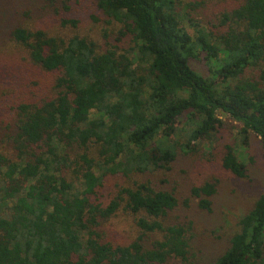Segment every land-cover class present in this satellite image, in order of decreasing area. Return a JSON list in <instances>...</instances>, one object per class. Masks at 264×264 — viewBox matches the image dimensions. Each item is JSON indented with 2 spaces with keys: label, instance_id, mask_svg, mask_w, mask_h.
Returning a JSON list of instances; mask_svg holds the SVG:
<instances>
[{
  "label": "trees",
  "instance_id": "1",
  "mask_svg": "<svg viewBox=\"0 0 264 264\" xmlns=\"http://www.w3.org/2000/svg\"><path fill=\"white\" fill-rule=\"evenodd\" d=\"M94 1L128 47L28 28L30 12L0 0V264H197L193 225L166 218L193 199L211 213L216 183L181 200L153 179L209 147L220 113L241 125L240 145L254 135L264 148V0H232L221 30L194 0ZM136 175L109 193L111 177ZM121 210L136 217L131 242L104 230ZM211 264H264V190Z\"/></svg>",
  "mask_w": 264,
  "mask_h": 264
},
{
  "label": "rangeland",
  "instance_id": "2",
  "mask_svg": "<svg viewBox=\"0 0 264 264\" xmlns=\"http://www.w3.org/2000/svg\"><path fill=\"white\" fill-rule=\"evenodd\" d=\"M197 7L194 15L204 25H215V30H221L218 26L225 11L228 10L232 0H194ZM9 4L21 9V15L30 12L22 19V25L31 29H43L51 35L64 37L80 35L88 37L106 48L108 43L112 47H128L129 38L119 40L113 35L120 25L110 22L98 9L94 0H70L69 10L53 0H8ZM72 19L77 21L75 26L63 25L62 20ZM189 32L194 34L193 28L186 24ZM9 55L15 54L16 48L10 45ZM222 124L215 135V141L209 147L200 145L198 153L179 154L171 171L159 172L154 183L168 190H175L181 200H184L189 189L193 185H201L207 181L216 183L217 192L214 195V204L211 213L198 211L197 200L190 201L188 206H181L170 214L166 221L191 223L193 225L192 247L197 264H211L221 249H223L230 236L238 230L239 218L246 213L255 203L264 190V148L258 138L250 136L248 142L240 145L238 132L240 124L233 121L228 115L220 113ZM227 145H236V151L246 164V172L243 177L233 174L222 164L223 155ZM127 180L117 176L108 180L109 193L116 183L132 184L133 181H145L141 175ZM136 217L130 212L121 210L104 230L111 236L121 241L131 242L136 239L140 231L136 225ZM151 240V239H147Z\"/></svg>",
  "mask_w": 264,
  "mask_h": 264
}]
</instances>
